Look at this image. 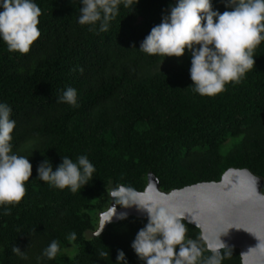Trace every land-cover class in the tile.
Segmentation results:
<instances>
[{"label":"trees","instance_id":"obj_1","mask_svg":"<svg viewBox=\"0 0 264 264\" xmlns=\"http://www.w3.org/2000/svg\"><path fill=\"white\" fill-rule=\"evenodd\" d=\"M35 2L42 10L41 37L30 52H9L0 41V102L10 105L17 124L13 151L33 165L25 198L0 207V264H58L67 243L78 246L73 264H116L119 250L128 264H144L131 243L148 219L129 217L100 237L87 238L95 230L92 214L103 209L112 186L143 192L151 174L170 192L219 183L231 169L248 170L264 181V43L254 51L256 65L239 83L214 97L201 96L191 88L187 51L182 58L139 51L175 0L121 5L107 32L78 23L79 0ZM225 4L213 0L221 13L230 10ZM67 87L77 90L78 107L58 102ZM228 138L242 142L224 156ZM81 155L96 168L85 188L72 193L38 180L45 159L55 169L62 157L75 161ZM185 225L188 236L200 241L201 229ZM54 240L61 251L49 260L42 253ZM231 249L222 264H243L241 251ZM201 250L202 259L212 255Z\"/></svg>","mask_w":264,"mask_h":264},{"label":"clouds","instance_id":"obj_2","mask_svg":"<svg viewBox=\"0 0 264 264\" xmlns=\"http://www.w3.org/2000/svg\"><path fill=\"white\" fill-rule=\"evenodd\" d=\"M134 3L138 4L139 0H79L82 6L78 23L91 27L99 25L100 32H107L111 21L119 15L121 5L129 8ZM225 6L230 10L221 13L214 10L213 0H175L162 22L141 42L139 51L165 58H182L187 51L191 55L189 72L194 92L208 97L224 92L226 85L239 83L256 65L254 51L264 43V0H226ZM0 9V41L8 46L9 52L29 53L41 37V8L35 0H0ZM57 100L79 106L78 92L73 87H67ZM12 115L10 105L0 102V207L19 204L33 176L30 159L13 151L17 124ZM95 172L87 155L75 161L62 157V163L55 169L52 162L45 159L37 168L38 180L72 193L89 185ZM108 195L117 206L147 211L148 223L131 243L144 264H222L225 258L232 256V249L220 236L219 243L209 249L212 255L202 259L198 242L187 236L188 228L183 223L186 219L189 223L195 220L172 211L162 201H145V193L124 184L113 188ZM113 209L112 218L117 215L116 207ZM4 214L10 215V208H5ZM119 219H127V213H121ZM70 236L76 239L75 232ZM59 245L58 240L52 241L42 256L54 260L61 251ZM222 249L227 251L222 252ZM12 251L27 258L19 247H13ZM116 264H128L123 250L118 251Z\"/></svg>","mask_w":264,"mask_h":264},{"label":"water","instance_id":"obj_3","mask_svg":"<svg viewBox=\"0 0 264 264\" xmlns=\"http://www.w3.org/2000/svg\"><path fill=\"white\" fill-rule=\"evenodd\" d=\"M255 180L261 181L263 188L264 181L250 171L234 170L227 172L219 183H201L177 190L175 197H167L158 190L149 191L143 199L162 201L172 211L194 219L195 223L190 224L201 229L209 249L219 243L221 236L223 242L239 249L241 254L254 249L242 257L243 264H264V200L257 195ZM121 213H127V218L149 219L147 211L138 208ZM121 213L116 216V223L121 221Z\"/></svg>","mask_w":264,"mask_h":264},{"label":"rangeland","instance_id":"obj_4","mask_svg":"<svg viewBox=\"0 0 264 264\" xmlns=\"http://www.w3.org/2000/svg\"><path fill=\"white\" fill-rule=\"evenodd\" d=\"M241 142H242V138H240V139L228 138V140L225 142V144L223 146L222 154L224 156H229L232 153V151L236 148V146L238 144H240ZM234 170H238V169H231L229 171H234ZM255 182L258 184L257 195L260 199L264 200V194L262 192V182L259 180H255ZM113 188H115V187L112 186L110 188L109 192ZM157 190L159 193L164 194L167 197H175V195L178 192L177 190H173L170 192L163 191L161 189V186H159L157 180L151 174H149L147 176L146 189H145V191L140 192V193L147 194L149 191H152V193H153ZM103 206H102L103 209L99 210L97 213L92 214L93 219H94L95 230L87 233L88 239L100 237L101 234H103V232H105L111 224L116 223V221H117L116 216H118L119 213H121L122 211H124L126 209H129V208H123V207L115 205V202L112 200V198L109 197L108 194L105 197V204ZM113 206H115L117 209V215L112 218V216L115 214ZM132 208L137 209L136 207H132ZM110 220H111V222H109ZM185 222H187V220L183 221V223H185ZM202 227H203V225H202ZM188 235H189V233H187V236ZM197 242L201 248H206L209 250L208 242L203 238V236H202L201 240L197 241ZM78 255H79L78 246L74 243H67L63 247V250H62L61 256L59 258L58 264H73V262L76 260Z\"/></svg>","mask_w":264,"mask_h":264}]
</instances>
